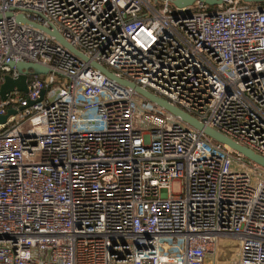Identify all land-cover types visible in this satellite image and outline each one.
Here are the masks:
<instances>
[{"label":"built area","instance_id":"1","mask_svg":"<svg viewBox=\"0 0 264 264\" xmlns=\"http://www.w3.org/2000/svg\"><path fill=\"white\" fill-rule=\"evenodd\" d=\"M18 62L47 71L0 97V264H264V168L91 63L264 156V5L0 0Z\"/></svg>","mask_w":264,"mask_h":264},{"label":"water","instance_id":"2","mask_svg":"<svg viewBox=\"0 0 264 264\" xmlns=\"http://www.w3.org/2000/svg\"><path fill=\"white\" fill-rule=\"evenodd\" d=\"M195 1H202L210 6L217 5L221 2V0H172L173 4L178 8H184L188 7L191 4H193ZM246 3H258L264 0H243ZM10 15V13H8ZM17 20L27 21L22 16L18 15ZM47 33L53 35L56 40H58L64 47H66L68 50H70L75 55L81 57L83 60H88L87 56H85L82 52L78 51L76 48H74L72 45H70L62 36L61 34L55 29H44ZM94 67L99 69L102 73H104L109 78L115 80L116 82L128 86L131 89H133L135 92L141 94L148 100L156 103L157 105L165 108L172 114L178 116L183 121L187 122L194 128H197L199 130H202L205 134H207L209 137H211L213 140L221 143H225L229 145L232 149L237 150L238 152L242 153L247 159L253 161L254 163L260 165L264 168V156L259 155L252 151L251 149L242 146L229 137L225 136L221 132L217 131L216 129H213L209 126H205L203 123H201L199 120H197L195 117L191 116L187 112L183 111L182 109L171 105L168 101L165 99L151 93L150 91L140 87L139 85H136L133 82H130L128 80H124L121 78L116 77L112 72H110L106 67L103 65L97 63V62H91ZM11 65H15L16 68L20 71V74L16 78H12L8 75L4 77L3 83L0 85V97L2 99L5 98L6 93L12 91L13 89H17L18 91L27 92V86H26V78L27 75L25 73V70L27 69H33L35 72L45 73L47 69L39 64L36 63H25V62H18V63H11ZM15 111L9 110L6 114L0 116V122H4L9 114H13Z\"/></svg>","mask_w":264,"mask_h":264},{"label":"rangeland","instance_id":"3","mask_svg":"<svg viewBox=\"0 0 264 264\" xmlns=\"http://www.w3.org/2000/svg\"><path fill=\"white\" fill-rule=\"evenodd\" d=\"M171 188H172L171 189L172 193L179 192V190H180V183L177 182V181L173 182L172 185H171Z\"/></svg>","mask_w":264,"mask_h":264},{"label":"trees","instance_id":"4","mask_svg":"<svg viewBox=\"0 0 264 264\" xmlns=\"http://www.w3.org/2000/svg\"><path fill=\"white\" fill-rule=\"evenodd\" d=\"M251 4L264 5V1H261V2H258V3H251Z\"/></svg>","mask_w":264,"mask_h":264}]
</instances>
